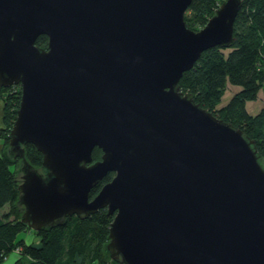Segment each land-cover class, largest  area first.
<instances>
[{
    "label": "water",
    "instance_id": "water-1",
    "mask_svg": "<svg viewBox=\"0 0 264 264\" xmlns=\"http://www.w3.org/2000/svg\"><path fill=\"white\" fill-rule=\"evenodd\" d=\"M191 2L0 0V87L22 86L8 152L32 229L107 207L120 264H264L256 140L180 85L204 50L232 44L243 0H223L199 29Z\"/></svg>",
    "mask_w": 264,
    "mask_h": 264
},
{
    "label": "trees",
    "instance_id": "trees-1",
    "mask_svg": "<svg viewBox=\"0 0 264 264\" xmlns=\"http://www.w3.org/2000/svg\"><path fill=\"white\" fill-rule=\"evenodd\" d=\"M222 1L192 0L185 14L188 26L195 29L204 26ZM36 42L47 47L48 35L40 34ZM228 80L240 84L241 88L227 103L219 105ZM180 85L204 107L255 138L264 158V106L256 113L247 107V101L257 98L264 86V0H243L234 23L232 44H218L204 50L195 65L184 72ZM21 96L20 83L0 87V100L4 102L1 128L4 148L0 151V264L15 250L19 256L13 264H93L95 260L98 264H120L107 248L110 223L114 218L107 207L87 217L68 215L61 223L40 230L32 229L21 220L22 208L18 203L21 159L8 152L11 127ZM25 150L29 161L41 167L43 153L37 146L27 142ZM102 153L103 150L96 146L93 161L100 159ZM113 176L114 171H109L100 179L91 189L90 197ZM26 230H33L40 240L28 242L24 233L20 236Z\"/></svg>",
    "mask_w": 264,
    "mask_h": 264
},
{
    "label": "rangeland",
    "instance_id": "rangeland-1",
    "mask_svg": "<svg viewBox=\"0 0 264 264\" xmlns=\"http://www.w3.org/2000/svg\"><path fill=\"white\" fill-rule=\"evenodd\" d=\"M240 88H241L240 84L233 83V82L228 80L226 83V89L222 95L221 100L219 101V105H223V104L227 103L229 101V99L232 97V95L237 90H239ZM263 106H264V86L260 89L259 95L257 98H254V99L247 101V107H248L249 111H251L252 113L258 112L259 110H261V108ZM3 107H4V105H3ZM2 119H3V114H2ZM2 124L4 125V122H3V120H0V135H1V128L3 127V126L1 127ZM22 233H26V232L25 231L21 232L20 236H22ZM15 251L18 252V250H15ZM9 256L10 257H8L3 264H10V261H12V253ZM9 258H11V259L8 262L7 260ZM74 264H79V263H74ZM93 264H98V261L95 260L93 262Z\"/></svg>",
    "mask_w": 264,
    "mask_h": 264
},
{
    "label": "crops",
    "instance_id": "crops-1",
    "mask_svg": "<svg viewBox=\"0 0 264 264\" xmlns=\"http://www.w3.org/2000/svg\"><path fill=\"white\" fill-rule=\"evenodd\" d=\"M3 105H4L3 100H0V120H3L2 119V114H3V109L2 108H3ZM2 126H3V124L1 125V127ZM3 148H4V140H3V138L0 135V151H2ZM23 236L25 237V239L28 242H32V241L38 242L40 240V238L35 234V232L33 230H26V233H24ZM18 256H19V253L17 251H13L12 252V261H10V264H13L14 261L18 258ZM10 259L11 258H9L7 261L9 262Z\"/></svg>",
    "mask_w": 264,
    "mask_h": 264
}]
</instances>
